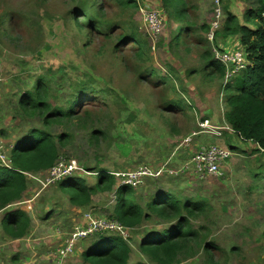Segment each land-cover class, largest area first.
I'll use <instances>...</instances> for the list:
<instances>
[{"label":"rangeland","instance_id":"374dc122","mask_svg":"<svg viewBox=\"0 0 264 264\" xmlns=\"http://www.w3.org/2000/svg\"><path fill=\"white\" fill-rule=\"evenodd\" d=\"M188 1L193 7L190 18L196 32L186 36L180 47L171 40V33L180 24L167 20L159 0L143 4L149 9L159 8L165 16L157 37L150 35L140 8L122 11L109 1L105 3L108 21L135 29L148 44L146 54L139 57L134 44L118 46L119 25L111 37H106L104 30L89 34L77 26L74 19H86L81 15L88 0H0V25L4 24L0 26V141L10 155L15 140L25 131L44 129L43 115L25 116L19 105L24 91L41 76L54 80V106L64 104L73 90L72 81L93 82L100 96L87 107L79 104L75 121L51 129L53 134H71L66 147L59 148V160L75 161L90 172L83 176L89 186L96 184L95 171L99 169L112 173L120 186L122 174L145 169L147 175L135 190L136 200L143 206L159 190L205 199L207 215L192 219V224L204 228L207 240L222 248L212 251L213 262L264 264V152L258 151L255 144L243 142L225 120V98L230 92L221 88L228 85L229 70L224 79L207 80L204 68L208 51L216 60L218 53L243 51L231 50L227 43L235 38H223L216 31L227 18L225 6L244 22L248 4L244 0H222L219 6L215 0ZM7 16L13 18L11 25ZM203 26L209 31L201 30ZM152 69L162 77L164 81L159 82L163 84L153 83L155 79L151 82ZM177 99L185 101L184 111L172 113L164 108L165 101ZM207 120L210 126L219 127L222 135L213 134L211 127L202 130L200 125ZM94 131L104 133L97 143ZM211 144L229 150L222 163V176L199 177L190 161L201 147ZM0 170V178H5L9 170ZM50 170L36 175L26 173L35 180L24 198L11 205L24 210L31 220L24 238L13 240L3 231L5 212L0 213V264H52L50 258L58 264L52 255L83 213L72 210L58 182L48 184ZM77 173L69 177H77ZM117 189L116 185L112 191L94 195L90 211L101 217L113 213ZM165 222L155 217L131 230L127 242L133 261L152 264L140 251L142 238L146 232L166 228ZM86 243L80 242L70 258L60 260L62 264H85L81 251ZM208 259L200 251L181 264H213Z\"/></svg>","mask_w":264,"mask_h":264},{"label":"trees","instance_id":"16d2710c","mask_svg":"<svg viewBox=\"0 0 264 264\" xmlns=\"http://www.w3.org/2000/svg\"><path fill=\"white\" fill-rule=\"evenodd\" d=\"M107 1L119 7L120 10L127 11L139 8L140 3L144 4V1L154 0H101L95 1L96 3L94 0H88L82 9L84 14L81 15V18L86 19H74L77 26L86 29L89 34L100 29L106 32V37H111L115 26L119 25L118 30L121 34L118 46L132 43L137 49V56L143 57L148 44L135 29L131 30L127 25L111 23L107 20L103 9ZM159 1L167 20L180 24V28L171 33V40L175 42V46L180 47L185 43L186 36L196 32L190 18V9L193 8L191 2L189 3L188 0ZM244 1L248 4L244 22L231 13L228 6H225L227 18L224 25L216 31L217 35L223 38H235L233 43L227 44L231 45V50H243L247 63L246 68L232 80L230 79L228 85L222 87L221 91L226 89L230 92L225 98L226 122L243 142L255 144L258 151L264 152V0ZM96 4H98L97 8L91 12ZM7 18L10 19L11 25L13 18L11 16ZM0 26L4 27V24ZM201 30L209 31V28L203 26ZM204 59L206 61L204 68L207 70L206 79L213 80L218 77L224 79L227 67L216 60L210 51L205 53ZM150 72L153 77L151 82L153 79H155L153 83L156 84L164 81L157 75V71L152 69ZM53 81L50 77L41 76L32 88L25 90L22 94L19 100L20 109L25 116L43 115L44 129L33 128L18 137L10 151L13 168H0L9 170L5 178H0V213L5 212L2 225L4 231L13 240L24 238L31 224L24 210L11 208L12 204L22 200L28 189L29 178L25 173L36 175L49 171L61 157L59 148H65L69 142L71 136L69 132L53 134L51 129L55 125L75 121L78 116L76 114L78 105L84 103L83 106L87 107L90 102H94V98L100 96V93L94 89L96 87L93 82L80 80L73 83L72 81L70 84L73 90L64 104L54 106ZM164 108L175 113V111H184L186 105L183 99H177L165 101ZM103 137L104 133L94 131L93 139L96 143ZM231 149H234V146ZM0 172L3 171L0 170ZM95 172L98 173V180L92 186L87 184L83 177L85 174L82 172H78L77 177L64 178L58 182L60 191L68 197L72 206L90 207L93 204L94 195L112 191L117 185L116 206L107 218L117 219L127 228L129 236L131 230L155 217L168 224L160 231L146 232L142 238L140 251L152 264H181L200 251H204L208 260L215 264L212 260V251H222V248L213 241L207 240V234L203 233L204 228L202 230L192 224L195 218L202 214L207 215L208 203L205 199L185 197L167 190H159L151 195L149 201L143 206L136 200L137 188L130 185L120 186L118 182L116 183L114 175L107 170L99 169ZM68 188H70L69 193H67ZM127 241L129 240L118 234L101 232L79 241L75 251L80 248V242H87L81 251L85 264H148L133 261V251Z\"/></svg>","mask_w":264,"mask_h":264},{"label":"built area","instance_id":"2783aa9c","mask_svg":"<svg viewBox=\"0 0 264 264\" xmlns=\"http://www.w3.org/2000/svg\"><path fill=\"white\" fill-rule=\"evenodd\" d=\"M215 1L216 5L219 6L222 0ZM139 8L141 14L143 15L144 22L150 30V35L152 37H157L162 29V26H164L165 24V16L163 12L158 10L159 8L149 9L147 8V6L143 5V3H140ZM217 12L220 13L221 11L217 10ZM215 25L217 26V23ZM209 36L212 40L214 37V33H211ZM242 52L243 51H233L217 54V60L222 62L229 70V72L227 73L228 81L234 76L240 74L247 66L244 58V52ZM223 54L225 55V57L222 56ZM200 127L202 128V130L211 127V132L213 134H215L216 136L222 135L220 131L221 129L219 127L210 126L208 120L207 122H203ZM228 130L230 131L231 129ZM228 151L225 150L224 147L221 148L219 146H216L215 144L205 145L204 147H201V149L193 155L190 161L194 173L199 177L222 176V163L228 158ZM0 168H13L9 152L5 149L1 141ZM50 171L52 177L48 181L49 185L57 183L62 179L69 177L72 173L75 172H82L85 175L91 174L90 172L85 171V169L79 166L75 161H61V159L58 160L57 164ZM144 175H147V171L145 169H140L136 173H124L121 175L123 178L120 177V179L122 178V180H120V183L123 185H130L134 188H138L142 184V180L145 178L143 177ZM29 176L32 177V175ZM101 232L115 233L120 235L122 238L129 240V233L127 231V228L123 226L118 220L96 216L94 213L89 211L83 215L82 221H79L70 231L68 237L65 239L64 246L59 251L53 253L52 256L58 259V264H62V261L60 260L70 258L73 255L75 247L79 241Z\"/></svg>","mask_w":264,"mask_h":264},{"label":"crops","instance_id":"0c3cea01","mask_svg":"<svg viewBox=\"0 0 264 264\" xmlns=\"http://www.w3.org/2000/svg\"><path fill=\"white\" fill-rule=\"evenodd\" d=\"M26 174V173H25ZM26 176L29 178V183H28V189H27V191L24 193V195L30 190V188H31V185H30V183L32 182V180H34V179H31L30 177L31 176H29L28 174H26ZM23 198H24V196H23ZM22 198V199H23ZM93 201H94V197H93ZM72 205V204H71ZM89 208H91V209H89ZM93 208V204L90 206V207H85V208H78V207H75V206H73V211H77V212H79V213H83V215L85 214V213H87V212H89L90 210H93L92 209ZM92 213L94 212V211H91ZM48 215H49V212L47 213ZM82 217L83 216H81V218H80V221H82ZM3 231H4V229H3ZM5 232V231H4ZM57 234H59L60 235V231L58 230L57 231ZM64 241V243H65V239L63 240ZM64 243L63 244H61L58 248H57V251H59L63 246H64ZM80 254L81 253H79L78 254V257H77V260L80 258ZM21 257H22V255H21ZM16 259V258H15ZM14 259V260H15ZM23 259V258H22ZM26 259H32V258H26ZM76 259V258H75ZM24 260H25V258H24ZM49 261L52 263V264H54L55 262H56V260L55 259H53L52 261H51V258L49 259ZM10 261H8V260H6L5 261V263H9ZM48 264V263H47Z\"/></svg>","mask_w":264,"mask_h":264}]
</instances>
